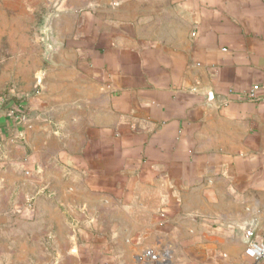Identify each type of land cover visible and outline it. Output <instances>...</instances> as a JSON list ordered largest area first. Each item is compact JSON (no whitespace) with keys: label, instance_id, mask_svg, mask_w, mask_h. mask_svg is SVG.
<instances>
[{"label":"crops","instance_id":"0c3cea01","mask_svg":"<svg viewBox=\"0 0 264 264\" xmlns=\"http://www.w3.org/2000/svg\"><path fill=\"white\" fill-rule=\"evenodd\" d=\"M57 8L0 57V264H264V0Z\"/></svg>","mask_w":264,"mask_h":264},{"label":"rangeland","instance_id":"374dc122","mask_svg":"<svg viewBox=\"0 0 264 264\" xmlns=\"http://www.w3.org/2000/svg\"><path fill=\"white\" fill-rule=\"evenodd\" d=\"M57 12V0H0V57H9L6 46L25 27L29 38L42 36L46 45L44 30L49 24L51 35L52 21Z\"/></svg>","mask_w":264,"mask_h":264},{"label":"built area","instance_id":"2783aa9c","mask_svg":"<svg viewBox=\"0 0 264 264\" xmlns=\"http://www.w3.org/2000/svg\"><path fill=\"white\" fill-rule=\"evenodd\" d=\"M258 88H259V85H254L253 89L248 93V97L254 98L255 97V91ZM5 100L6 99L3 98L2 102H4ZM246 253L256 260L264 259V241H258V240L251 239L247 243Z\"/></svg>","mask_w":264,"mask_h":264},{"label":"water","instance_id":"95a60500","mask_svg":"<svg viewBox=\"0 0 264 264\" xmlns=\"http://www.w3.org/2000/svg\"><path fill=\"white\" fill-rule=\"evenodd\" d=\"M49 29H50V25H47V28L44 30V32H46L47 35V43H46V48H47V55L49 56L53 50V43L51 40V35H49Z\"/></svg>","mask_w":264,"mask_h":264}]
</instances>
